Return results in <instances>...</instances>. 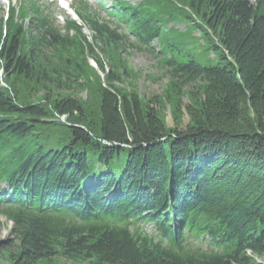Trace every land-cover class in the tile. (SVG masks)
<instances>
[{
    "label": "trees",
    "instance_id": "16d2710c",
    "mask_svg": "<svg viewBox=\"0 0 264 264\" xmlns=\"http://www.w3.org/2000/svg\"><path fill=\"white\" fill-rule=\"evenodd\" d=\"M143 2L125 12L126 23L140 42L168 53L178 92L195 88L185 128L167 130L157 101L120 89L123 73L107 67L96 44L130 43L107 24L79 13L84 25L69 20L61 34L33 0L0 17V184L7 185L0 215L13 224L12 239L0 242L7 264H38L58 252L95 264H264V0ZM193 16L214 34V63L181 50L167 28ZM52 51L71 57L70 74L41 59ZM33 75L49 92L19 100L15 79ZM70 79L97 92V122L78 100L52 96Z\"/></svg>",
    "mask_w": 264,
    "mask_h": 264
},
{
    "label": "rangeland",
    "instance_id": "374dc122",
    "mask_svg": "<svg viewBox=\"0 0 264 264\" xmlns=\"http://www.w3.org/2000/svg\"><path fill=\"white\" fill-rule=\"evenodd\" d=\"M17 0H12V3H16ZM43 1V0H42ZM145 1V0H143ZM254 2V0H249ZM131 5H138L142 0H127ZM6 0H0V17L5 16L7 7ZM45 5V3H42ZM103 18H108L106 12L102 13ZM179 18L180 15H176ZM23 16L20 13H14V19L20 21ZM28 18V17H27ZM77 20L76 17L72 16ZM28 20H26L27 22ZM59 26H62V21L58 20ZM78 21V20H77ZM79 25L82 23L77 22ZM84 25V24H82ZM167 28H173L174 32L172 37L175 38L177 44L181 50H188L196 59L205 63H214L218 60V56L212 48L216 45L214 34L207 30L206 26L202 23L199 17L193 16V20L178 19L175 23L167 24ZM82 32L89 40L93 34L89 27H82ZM171 34V33H170ZM73 33L70 34V37ZM153 47L159 48V44L154 41ZM96 48L99 51L104 52V62L107 67L111 66L117 73L122 72L123 84H120L122 91L134 92L143 98L144 103H151L157 101V109L160 114L161 121L163 122L167 130H174L175 128H185L190 119L185 112L184 107L187 104H195L192 98V92L195 88H186L181 92L173 86L171 82V69L166 65L165 59L168 57V53L161 54L159 51L154 50V54L144 50H138L132 47V44L117 43L102 45L96 44ZM72 58L76 57V51H67ZM59 51H52L44 55L41 59L52 67V69L58 68V71L70 74L71 69L67 67L68 62L71 61V57H67V54ZM43 63V62H41ZM93 65V62L90 60ZM37 79V80H36ZM36 80L37 83L34 81ZM15 87L19 94L20 100H40L44 98V95L49 92L47 86L42 85L39 77L33 75L32 81H26L21 78L15 79ZM0 85L5 86L3 83V76L0 70ZM14 90H11V92ZM15 92V91H14ZM52 96H66L78 100L84 109L89 122L98 121V109H99V97L95 89L90 85H84L81 83H73L70 79L66 83L59 84L57 88L51 90ZM51 95V94H50ZM142 100V99H141ZM60 121H64V117H59ZM13 224L5 216L0 215V242H5L12 239L10 233ZM139 230L146 232L150 235H155V229L151 224H141L138 227ZM202 248L206 247V244L201 243ZM257 261L261 259L254 256ZM8 253L6 251H0V264H7ZM38 264H95L94 260L84 259H68L63 256L62 253H56L50 259L39 262Z\"/></svg>",
    "mask_w": 264,
    "mask_h": 264
}]
</instances>
